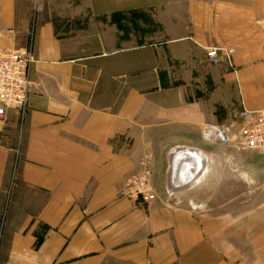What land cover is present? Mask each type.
I'll use <instances>...</instances> for the list:
<instances>
[{"label":"crops","instance_id":"0c3cea01","mask_svg":"<svg viewBox=\"0 0 264 264\" xmlns=\"http://www.w3.org/2000/svg\"><path fill=\"white\" fill-rule=\"evenodd\" d=\"M0 47L34 55L0 119V264H264V168L222 171L201 136L264 108V0H0ZM149 144L162 183L136 201Z\"/></svg>","mask_w":264,"mask_h":264},{"label":"built area","instance_id":"2783aa9c","mask_svg":"<svg viewBox=\"0 0 264 264\" xmlns=\"http://www.w3.org/2000/svg\"><path fill=\"white\" fill-rule=\"evenodd\" d=\"M218 52H222L230 66L231 52L223 47L206 48L207 59L215 62ZM34 62L31 48L7 49L0 47V119L8 110H14L23 116L30 89V68ZM238 122L221 124L206 123L201 136L205 142L221 145L231 144L238 138L239 143L264 156V108L242 109L238 113ZM144 201H152L155 196L147 190L146 178L141 179L137 189Z\"/></svg>","mask_w":264,"mask_h":264},{"label":"rangeland","instance_id":"374dc122","mask_svg":"<svg viewBox=\"0 0 264 264\" xmlns=\"http://www.w3.org/2000/svg\"><path fill=\"white\" fill-rule=\"evenodd\" d=\"M151 29V26H150ZM156 27L153 26V30ZM234 115V116H233ZM229 122H238V114H233ZM228 123V122H227ZM203 145L208 156H213L218 162V168L232 171L233 176L238 174H255L258 170L264 168V162L260 152L243 147L238 138L231 144L221 145L213 142H206ZM134 160L130 174L124 180V190L136 201H144L140 194H137L141 179L146 178L147 190L149 194H154L155 198L160 189L163 178L162 156H166L168 150L158 144H149L148 146L133 145ZM169 149V148H168ZM247 178V185L249 183ZM232 184H238V179L231 177ZM236 180V182L234 181ZM264 183V181H263ZM233 195V194H232Z\"/></svg>","mask_w":264,"mask_h":264},{"label":"bare ground","instance_id":"6f19581e","mask_svg":"<svg viewBox=\"0 0 264 264\" xmlns=\"http://www.w3.org/2000/svg\"><path fill=\"white\" fill-rule=\"evenodd\" d=\"M184 152H189V153H194L195 154V156H198V155H196L197 154V150H190V149H186V148H181V149H177L174 153L175 154H173L172 156H180V157H182V156H194V154H187V153H184ZM190 161H186V164H188V166L187 167H189V168H191V163H189ZM192 167H193V165H192Z\"/></svg>","mask_w":264,"mask_h":264}]
</instances>
